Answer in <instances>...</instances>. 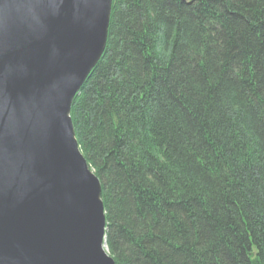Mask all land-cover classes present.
Wrapping results in <instances>:
<instances>
[{"label": "trees", "instance_id": "16d2710c", "mask_svg": "<svg viewBox=\"0 0 264 264\" xmlns=\"http://www.w3.org/2000/svg\"><path fill=\"white\" fill-rule=\"evenodd\" d=\"M70 117L115 264H264V0H112Z\"/></svg>", "mask_w": 264, "mask_h": 264}, {"label": "water", "instance_id": "95a60500", "mask_svg": "<svg viewBox=\"0 0 264 264\" xmlns=\"http://www.w3.org/2000/svg\"><path fill=\"white\" fill-rule=\"evenodd\" d=\"M111 4L65 0L40 30L26 0H0V264H115L101 184L70 117Z\"/></svg>", "mask_w": 264, "mask_h": 264}, {"label": "clouds", "instance_id": "9594fccd", "mask_svg": "<svg viewBox=\"0 0 264 264\" xmlns=\"http://www.w3.org/2000/svg\"><path fill=\"white\" fill-rule=\"evenodd\" d=\"M65 0H26V8L40 30L45 28L44 21L48 17L59 16L62 13Z\"/></svg>", "mask_w": 264, "mask_h": 264}]
</instances>
